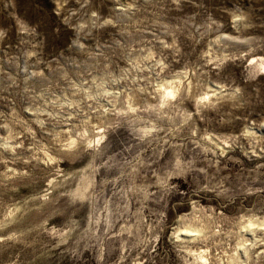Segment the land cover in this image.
I'll list each match as a JSON object with an SVG mask.
<instances>
[{
  "label": "clouds",
  "instance_id": "obj_1",
  "mask_svg": "<svg viewBox=\"0 0 264 264\" xmlns=\"http://www.w3.org/2000/svg\"><path fill=\"white\" fill-rule=\"evenodd\" d=\"M0 264H264V0H0Z\"/></svg>",
  "mask_w": 264,
  "mask_h": 264
},
{
  "label": "rangeland",
  "instance_id": "obj_2",
  "mask_svg": "<svg viewBox=\"0 0 264 264\" xmlns=\"http://www.w3.org/2000/svg\"><path fill=\"white\" fill-rule=\"evenodd\" d=\"M39 2L47 4V0H39Z\"/></svg>",
  "mask_w": 264,
  "mask_h": 264
}]
</instances>
